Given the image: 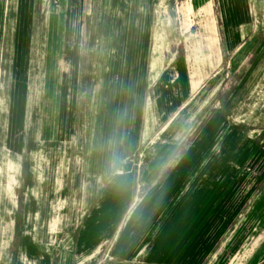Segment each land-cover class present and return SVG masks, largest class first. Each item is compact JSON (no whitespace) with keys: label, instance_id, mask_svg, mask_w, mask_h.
<instances>
[{"label":"crops","instance_id":"crops-1","mask_svg":"<svg viewBox=\"0 0 264 264\" xmlns=\"http://www.w3.org/2000/svg\"><path fill=\"white\" fill-rule=\"evenodd\" d=\"M195 1L210 20L203 26V43L212 50L216 40L210 5L207 0ZM36 3L0 0V82L20 76L28 82L33 64L35 82L43 80L42 52H47L50 40V16L47 13L37 26ZM115 11L111 37L105 41L111 50L98 52L97 45L91 49L92 36L86 44V60L99 80L89 96L85 128L86 209L69 246L67 264H261L264 136L231 125L217 108L204 109L203 102L195 100L199 94L193 95L196 85L182 60L177 59L171 69L160 57L148 61L151 22L141 6L117 5ZM50 13L59 19L58 8ZM209 37L213 45L208 44ZM226 40L231 47L235 37L228 35ZM120 65H131L122 70L125 77ZM73 66L75 70L77 65ZM112 74L121 77L114 85ZM54 77L49 82H55ZM140 82L152 89L150 110L130 94ZM124 94L131 95L129 110H137L136 118L123 111ZM139 95L144 99L140 91ZM114 108L117 117H129L136 125L139 112L146 116L138 130L127 128L128 142L126 132L118 129L115 134ZM124 146L133 147L136 154L130 170L112 171L108 165L105 170H89L104 154L117 162Z\"/></svg>","mask_w":264,"mask_h":264},{"label":"rangeland","instance_id":"rangeland-1","mask_svg":"<svg viewBox=\"0 0 264 264\" xmlns=\"http://www.w3.org/2000/svg\"><path fill=\"white\" fill-rule=\"evenodd\" d=\"M207 1L215 24L212 50L203 43V26L210 20L203 17V8L195 0H37V26L47 13L50 16V40L45 45L47 52H42L43 80L35 82L37 65L33 64L28 82L21 76L14 87L13 81L0 82V264H60L63 249L69 251L73 244L86 209L82 199L89 181L84 172L89 96L99 80L86 60V44L92 36L91 49L96 45L98 52L110 49L105 41L111 37L117 5L138 4L149 15L148 61L160 57L164 67L171 69L177 59L182 60L196 85L193 95L199 94L195 100L203 102L204 109L217 108L231 125L264 136V0ZM57 8L64 12L62 21L50 13ZM233 33L235 40L229 47L226 38H234ZM106 64L107 60L103 67ZM119 68L123 75L122 70L131 65ZM53 77L55 82H49ZM116 77L120 76L112 74V85ZM136 86L130 92L136 103L140 107L147 103L152 109V89L145 82ZM120 90L121 86L115 93ZM130 94L123 95L121 106L136 118L137 110H129ZM15 109L21 124L16 151L6 145L4 127L6 112ZM113 111L115 134L118 129L126 132L128 142L127 128L138 130L146 116L139 112L136 125ZM132 148L122 147L121 160L115 163L102 155L89 170H105L107 165L112 171L130 170L136 155Z\"/></svg>","mask_w":264,"mask_h":264},{"label":"bare ground","instance_id":"bare-ground-1","mask_svg":"<svg viewBox=\"0 0 264 264\" xmlns=\"http://www.w3.org/2000/svg\"><path fill=\"white\" fill-rule=\"evenodd\" d=\"M62 6V5H61ZM62 8V7H60ZM58 18V17H57ZM64 18V12L62 11V9H60L59 11V19H57V21H62ZM114 22L115 24L117 23V19L115 18L114 19ZM208 44L209 45H213L214 42L213 40L211 39V37H209V40H208ZM58 62V61H57ZM58 64V63H57ZM67 66H70V63H67ZM67 76V74H66ZM14 80V79H12ZM17 81V78L13 81L14 85L13 87L15 86V83ZM22 92V95L24 94V88L21 90ZM7 111V110H6ZM18 114H17V109L14 110V112L10 111V112H6V115H5V123H4V127L5 130H6V139H7V146L9 148V150H14L16 151L17 147H18V137L20 136V128H21V124H20V121L18 119ZM15 154V153H14ZM9 155V154H8ZM1 156V155H0ZM11 156V155H10ZM16 156V155H15ZM16 159V157H15ZM12 162V161H11ZM15 165V163H14ZM16 171V170H15ZM15 174V173H14ZM1 175V174H0ZM13 176V175H12ZM13 182V181H12ZM5 231V230H4ZM5 234V233H4ZM67 253H68V250L67 248L65 247L62 251V255H61V260H60V263L61 264H67Z\"/></svg>","mask_w":264,"mask_h":264}]
</instances>
